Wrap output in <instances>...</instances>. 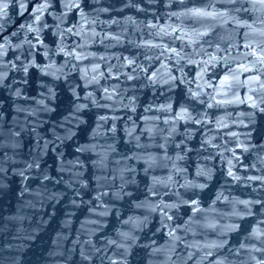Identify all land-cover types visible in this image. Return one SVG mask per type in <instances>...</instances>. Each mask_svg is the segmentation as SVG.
Wrapping results in <instances>:
<instances>
[{
    "label": "clouds",
    "instance_id": "obj_1",
    "mask_svg": "<svg viewBox=\"0 0 264 264\" xmlns=\"http://www.w3.org/2000/svg\"><path fill=\"white\" fill-rule=\"evenodd\" d=\"M0 264H264V0H0Z\"/></svg>",
    "mask_w": 264,
    "mask_h": 264
}]
</instances>
